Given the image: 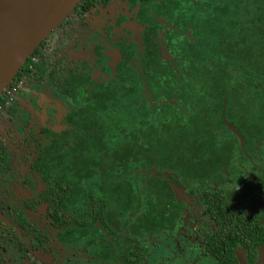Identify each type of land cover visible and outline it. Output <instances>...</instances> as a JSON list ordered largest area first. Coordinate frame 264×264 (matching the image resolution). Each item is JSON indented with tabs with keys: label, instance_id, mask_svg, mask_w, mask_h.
I'll use <instances>...</instances> for the list:
<instances>
[{
	"label": "flooded vegetation",
	"instance_id": "flooded-vegetation-1",
	"mask_svg": "<svg viewBox=\"0 0 264 264\" xmlns=\"http://www.w3.org/2000/svg\"><path fill=\"white\" fill-rule=\"evenodd\" d=\"M88 2L0 97V147L9 161L0 176V264H156L162 256L165 264H264V109L253 96L264 87V0ZM148 53L170 69L158 112L178 135L210 122L215 168L192 180L170 164L151 167L140 191L156 193L165 180L164 219L158 227L138 219L114 226L91 204L64 208L60 181L52 184L43 171L55 170L48 148L71 132L92 89L141 74ZM242 102L251 108L240 110Z\"/></svg>",
	"mask_w": 264,
	"mask_h": 264
},
{
	"label": "trees",
	"instance_id": "trees-1",
	"mask_svg": "<svg viewBox=\"0 0 264 264\" xmlns=\"http://www.w3.org/2000/svg\"><path fill=\"white\" fill-rule=\"evenodd\" d=\"M82 3L90 6L88 0H82L76 7ZM31 56L17 75L26 68ZM153 59L150 53L141 59L146 64L144 73H124L115 80L117 84L110 83V88L107 85L105 91L93 88L90 93L94 98L91 97V103L74 114L71 132L55 138V145L48 148L49 164L55 170L45 169L43 175L52 184L60 181L64 208L69 203L81 208L91 204V208L96 209L93 210L95 215L98 212L107 214L106 222L114 226L129 221L133 224L138 219L144 225L158 227L170 207L163 196L165 180L161 179L159 185H155L156 193L148 190L142 195L140 186L143 177L149 175V169L170 164V169L179 170L187 179L196 180L215 168L211 162L210 135L207 138L206 133L210 122L198 123L201 128L197 129L187 125L188 130L178 135L171 131L172 121L158 112L164 108L162 98L169 93L170 78L164 79L170 69L154 63ZM79 86L85 91L84 83ZM255 88L256 93H251L260 98L258 109H264L259 106L261 102L264 104V87ZM135 93L138 98L134 97ZM155 96L161 99L154 100ZM250 108L249 103L242 102L240 110ZM185 157L198 158L200 163L191 168L183 165L186 169L179 164L171 166ZM8 164L7 150L0 147V176L6 173ZM142 211L145 215L140 214ZM174 211L175 208L170 209V212Z\"/></svg>",
	"mask_w": 264,
	"mask_h": 264
},
{
	"label": "water",
	"instance_id": "water-1",
	"mask_svg": "<svg viewBox=\"0 0 264 264\" xmlns=\"http://www.w3.org/2000/svg\"><path fill=\"white\" fill-rule=\"evenodd\" d=\"M82 0H0V97Z\"/></svg>",
	"mask_w": 264,
	"mask_h": 264
},
{
	"label": "rangeland",
	"instance_id": "rangeland-1",
	"mask_svg": "<svg viewBox=\"0 0 264 264\" xmlns=\"http://www.w3.org/2000/svg\"><path fill=\"white\" fill-rule=\"evenodd\" d=\"M9 87H10V86H9ZM9 87H8L4 92H6V91L9 89ZM191 229H192V228H191ZM161 258H164V256H162ZM161 258H157V260H155V263H156V264H165V262L162 261Z\"/></svg>",
	"mask_w": 264,
	"mask_h": 264
}]
</instances>
